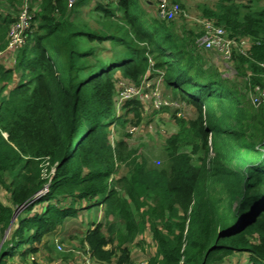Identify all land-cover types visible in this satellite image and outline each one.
Instances as JSON below:
<instances>
[{"label":"trees","instance_id":"16d2710c","mask_svg":"<svg viewBox=\"0 0 264 264\" xmlns=\"http://www.w3.org/2000/svg\"><path fill=\"white\" fill-rule=\"evenodd\" d=\"M249 1L198 4V19L250 41L228 64L243 89L264 88V6ZM90 2L98 28L84 19ZM22 4L0 0V186L9 200L0 201L1 236L20 208L0 264L16 253L13 264H38L32 256L50 251L44 237L99 205L108 221L89 224L81 241L100 262L135 264L127 244L148 233L153 252L144 264H222L240 253L246 264H264V104L250 109L242 87L204 59L202 26L182 15L158 19L138 0H75L71 8L67 0H29L31 26L13 61L5 48ZM104 50L110 55L101 57ZM159 72L196 116H174L177 130L156 166L126 143L129 120L115 115L114 94L118 78L139 85ZM124 108L141 120L139 99ZM111 125L120 127L114 144ZM188 145L196 161L179 151Z\"/></svg>","mask_w":264,"mask_h":264},{"label":"rangeland","instance_id":"374dc122","mask_svg":"<svg viewBox=\"0 0 264 264\" xmlns=\"http://www.w3.org/2000/svg\"><path fill=\"white\" fill-rule=\"evenodd\" d=\"M179 4L182 3L181 10L184 11V18L182 19V23L184 20L186 22H198L199 11L197 10L198 4H209L211 5L216 0H174ZM235 2H244L249 3V0H232ZM254 1V6H264V0H252ZM95 2H90V4L84 10V19L88 21V24L92 28H98L99 24L94 20L90 13L88 12L89 8L94 6ZM181 16V15H180ZM179 19V18H177ZM180 23V24H182ZM200 24V23H199ZM201 25V24H200ZM187 27V26H186ZM202 28V27H201ZM203 30V29H202ZM203 33L198 37L196 43L203 50L204 59L208 63H212L217 68H220V71L223 76L233 80L237 86L244 88L245 79L241 77H236V74L233 68L228 64V60H225L220 53L213 49L203 48L200 44V38ZM103 45L109 47L108 42H104ZM5 52V51H4ZM109 50H104V52H100L99 55L101 57L109 56ZM1 54V53H0ZM153 63V61H151ZM162 73V72H161ZM116 76H120L119 73ZM121 77V76H120ZM149 78V77H148ZM159 78L161 80H159ZM151 86L145 90L143 97L139 99L141 102L140 108V116L141 120L138 122L136 117L130 113H127L124 108V103L128 100L121 99V88L125 86H137L133 82L127 79L118 78L116 83V93L114 94V108L116 112V116L124 115L126 119L129 120L128 124L125 126L123 132L128 133L129 137L125 138L126 143L130 148H135L138 150L139 154H145L148 156L150 161L156 166H160L162 163L160 161L163 159L159 155H163L164 144L167 137L176 132L177 125L174 120V116H178L185 120L193 119L196 116V110L192 105L187 104L186 102L179 101L174 98L172 94L165 88L163 78L160 76H155L150 79ZM241 89V90H242ZM152 91V92H151ZM244 95L246 97V103L248 104L250 109L256 110L261 105L264 104V100L258 105H254L251 100V94L253 92L252 88L243 89ZM242 92V91H241ZM120 93V94H119ZM160 94V99H157L156 96ZM243 94V93H242ZM154 95V96H153ZM163 102L171 103V105H164ZM110 141L112 144L116 142L119 137L120 127L116 128L113 125L110 126ZM180 152L190 153L193 161H196L197 155L193 154L191 151V146L181 147ZM163 157V156H162ZM235 169V167H232ZM237 171V170H236ZM239 171V170H238ZM119 174H123L126 172V168L121 166L118 168ZM52 173V171H51ZM239 179V176L236 178H232L230 181V185L234 188L235 183ZM213 192H218V185L213 186ZM232 192H236L232 189ZM239 196L234 197L233 205L236 206L239 200ZM0 201L4 204H8V195L5 190L0 186ZM69 199L67 200V203ZM66 203V204H67ZM84 204V202H82ZM44 204L36 205L33 208V212H39L42 210ZM101 222L104 226L107 223V219L103 212L102 205L99 206H91L86 209L82 208L79 210L78 214L74 218H69L62 226H59L56 231L52 234L44 237V241H48L50 245V251L47 249L40 248L38 252H36L32 258L38 264H77L76 254L77 252H82L85 248L82 246V238L84 233L87 230V227L92 222ZM15 223V221H14ZM13 223V224H14ZM13 226V225H12ZM12 226L10 229L5 230L3 235L0 233V242L5 236V240L7 239L10 231L12 230ZM106 227H104L105 230ZM4 240V241H5ZM150 235L147 233L146 236L137 237L134 243H128V248L130 250L131 258L135 261V263H139L147 258V256L153 252L150 244ZM116 243V242H114ZM110 248V246H107ZM67 252L72 254V257L65 256ZM14 262H20L18 253H16L13 257V260H10L9 264H13ZM247 263V255L244 253L236 254L231 258H228L222 264H246ZM113 264V263H112Z\"/></svg>","mask_w":264,"mask_h":264},{"label":"built area","instance_id":"2783aa9c","mask_svg":"<svg viewBox=\"0 0 264 264\" xmlns=\"http://www.w3.org/2000/svg\"><path fill=\"white\" fill-rule=\"evenodd\" d=\"M75 0H67V6L71 8L74 5ZM156 4V17L161 20H173L180 15H184V11L181 10V6L177 1L174 0H154ZM198 23L201 24L203 29V35L200 38L199 44L206 49H213L220 53L225 60H230L232 52L237 50L242 54H246L249 47L250 41L247 38H229L225 29L221 26L215 25L213 22L208 20L197 19ZM32 22V14L29 8V0H23L22 7L18 13L16 20L11 24L10 30L7 37V45L5 51L9 53L14 59V54L25 42L26 33L29 30ZM152 64V62H151ZM264 67V65H263ZM162 77V73L159 72L158 75ZM154 76V77H155ZM163 78V77H162ZM151 78L145 76L141 83L137 86H125L121 88V99L127 100L131 98L141 99L146 89H148L151 84L149 81ZM159 80H161L159 78ZM251 100L252 103L258 106L264 100V88L259 86L252 87ZM152 92V91H151ZM119 93V94H120ZM154 96V95H153ZM160 99V94L156 96ZM164 105H171V103L163 102ZM47 191V186L44 187L36 197L41 196ZM77 264H106L96 260L91 256L87 246L82 250V252H77L76 254ZM145 260L135 263L144 264Z\"/></svg>","mask_w":264,"mask_h":264},{"label":"crops","instance_id":"0c3cea01","mask_svg":"<svg viewBox=\"0 0 264 264\" xmlns=\"http://www.w3.org/2000/svg\"><path fill=\"white\" fill-rule=\"evenodd\" d=\"M138 2L143 8L149 11L152 16H156V4L154 0H138Z\"/></svg>","mask_w":264,"mask_h":264},{"label":"water","instance_id":"95a60500","mask_svg":"<svg viewBox=\"0 0 264 264\" xmlns=\"http://www.w3.org/2000/svg\"><path fill=\"white\" fill-rule=\"evenodd\" d=\"M19 211H20V208L16 211L14 217L10 220V223H9V225H8V229H10V227L13 225L14 221L16 220V217H17V214L19 213ZM4 238H5V236H4ZM4 238H3V239L1 240V242H0V248H1L2 243H3L4 240H5Z\"/></svg>","mask_w":264,"mask_h":264}]
</instances>
